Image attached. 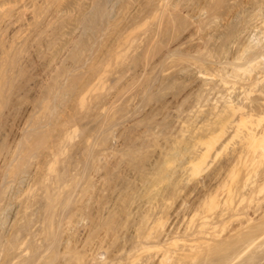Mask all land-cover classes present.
<instances>
[{
	"label": "rangeland",
	"instance_id": "374dc122",
	"mask_svg": "<svg viewBox=\"0 0 264 264\" xmlns=\"http://www.w3.org/2000/svg\"><path fill=\"white\" fill-rule=\"evenodd\" d=\"M207 2L0 0V264H264V0Z\"/></svg>",
	"mask_w": 264,
	"mask_h": 264
},
{
	"label": "bare ground",
	"instance_id": "6f19581e",
	"mask_svg": "<svg viewBox=\"0 0 264 264\" xmlns=\"http://www.w3.org/2000/svg\"><path fill=\"white\" fill-rule=\"evenodd\" d=\"M152 1H153V0H152ZM156 1H157V0H156ZM166 1H167V0H166ZM174 1H175V0H174ZM211 1L214 2L215 0H214V1L211 0ZM211 1L209 0V3L207 2L208 5L210 4ZM154 2H155V1H154ZM245 2H246V1H245ZM256 2H257V1H256ZM256 2H255V3H256ZM149 3H150V2H149ZM160 3H161V0H160ZM160 3H159V5H160ZM200 3H201V2H200ZM205 3H206V2H205ZM214 3H215V2H214ZM237 3H238V2H237ZM255 3H254V4H255ZM169 4H171V3H169ZM169 4H168L167 2L164 3L165 7H167V8H168ZM174 4H175V3H174ZM248 4H249V2H248ZM161 5H162V4H161ZM161 5H160V6H161ZM200 5H201V4H200ZM215 5L217 6V4H215ZM255 5H256V4H255ZM160 6L158 7L159 9L161 8ZM202 6H203V5H202ZM202 6H201V7H202ZM209 6H210V5H209ZM155 7H156V6H155ZM171 7H172V6H171ZM211 7H212L211 10H213L215 6H214V7L211 6ZM236 7H237V6H236ZM252 7H253V6H252ZM206 8L208 9V7H206ZM203 9H205V8H203ZM203 9H202V10H203ZM236 9H238V8H236ZM170 10H171V9H170ZM170 10L168 9V11H170ZM172 10H173V9H172ZM200 10H201V9H200ZM238 10H240V11L243 10L242 6L239 5V9H238ZM261 10H262V9H261ZM171 12H172V11H171ZM235 12H236V11H235ZM237 12H238V11H237ZM157 13H159V12H157ZM157 13H155V14H157ZM259 13H260V12H259ZM256 14H257V13H256ZM260 14H261V13H260ZM254 15H255V14H254ZM258 15H259V14H258ZM155 16H156V15H155ZM168 16H172V15H170V12H169V15H168ZM239 17H240V15H239ZM145 18H146V17H145ZM171 18H172V17H171ZM173 18H174V17H173ZM243 18H244V17H243ZM168 19H169V18L167 17V20H168ZM241 19H242V15H241ZM241 19H239V21L237 20V21H238V24L240 23ZM262 19H264V18H262ZM172 20H174V19H172ZM243 20H244V19H243ZM166 22H167V21H166ZM172 22H174V21H172ZM234 22H235V21H234ZM250 22H251V21H250ZM262 22H263V21H262ZM260 23H261V22H260ZM143 24H144V23H143ZM246 24H247V23H246ZM167 25H168V24H167ZM168 26H169V25H168ZM252 26H254V25L252 24ZM228 27H229V26H228ZM254 27H256V25H255ZM254 27H253V28H254ZM263 29H264V28H263ZM214 31H215V30H214ZM218 32H219V30H218ZM227 33H228V32H227ZM230 33H231V32H230ZM236 33H237V32H236ZM225 35H226V34H225ZM229 35H230V34H229ZM233 35H234V34H233ZM231 36H232V34H231ZM231 36H230V38H232ZM230 38H229V39H230ZM233 38H234V37H233ZM235 38H236V37H235ZM223 41H224V40H223ZM225 41H226V40H225ZM248 43H250V42H248ZM244 45H245V44H244ZM244 45H243V47H244ZM246 45H247V44H246ZM251 45H252V44H251ZM247 46H249V45H247ZM252 46H253V45H252ZM232 61H233V60H232ZM200 70H201V69H200ZM208 71H209V70H208ZM200 72H201V71H200ZM200 72H199V73H200ZM209 72H210V71H209ZM209 72H207V70H204V71L202 70V73H203V74H204V73L206 74V78L208 77V74H211V73H209ZM205 74H204V75H205ZM198 76H199V74H198ZM211 76H213V75H211ZM199 77H200V76H199ZM218 77H219V76H218ZM221 77H222V75H221ZM203 78H204V77H203ZM228 207H230V206H228Z\"/></svg>",
	"mask_w": 264,
	"mask_h": 264
}]
</instances>
